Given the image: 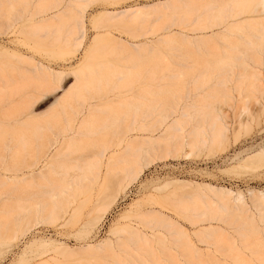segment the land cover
<instances>
[{"label":"bare ground","instance_id":"6f19581e","mask_svg":"<svg viewBox=\"0 0 264 264\" xmlns=\"http://www.w3.org/2000/svg\"><path fill=\"white\" fill-rule=\"evenodd\" d=\"M62 2H38L35 12L30 11L25 20L28 23L33 19L31 24L40 28L55 26L56 32L49 39L54 46L70 40L81 44L87 31L84 16L88 3L75 7L76 0ZM30 3L31 0H23L21 7L16 8L18 3L13 1L9 4L11 9L6 10L7 0H0V27L6 25V17L12 16L15 21L24 17ZM53 7L56 12L50 17L35 18L36 13ZM128 14L138 24L146 21L148 15L162 24L165 20L170 24L193 21L197 25L194 28L200 30L226 25L207 37L182 35L180 51L190 57V63L172 69L165 83L143 86L125 101L119 93L104 98L107 93L101 90L113 77H139L143 70L161 68L158 54L144 48L147 44L120 42V52H127L129 63L125 71L109 64L78 69L76 90L67 92L60 101L61 95L56 96L49 106L57 107L44 117L35 114L31 94L0 116L8 120H0V189L4 188L2 193L8 195L0 202V239L9 236L17 240L44 224L62 227L75 222L84 204L80 196L95 188L101 199L99 210L104 213L112 201L102 198L100 191L105 179L117 172L123 174L125 189L156 160L189 157L204 149L213 153L229 141L232 146L244 141L247 146L234 159L247 173L248 193L200 183L164 195L174 211L192 222H225L230 226V239L217 233L218 228L190 234L169 214L153 208L137 213L140 223L152 229L162 227L169 235L158 232L150 237L138 226L125 223L112 228L113 239L86 243L80 249L98 254L96 264H224L217 251L230 259L226 264H264V132L246 137L264 120V0H159L150 5L148 12L127 7L105 13L108 19ZM16 23L11 26L13 31L19 29ZM62 29H66L64 35ZM175 39L158 38L165 42ZM27 49L32 54L19 57L31 68L18 67L21 70L15 71L14 80L19 78L17 89L26 82L40 90L50 89L54 78L61 81L63 72L36 61L31 44H27ZM8 70L0 67V75L10 73ZM149 93L152 98L147 97ZM95 94L98 99L94 102ZM119 98L120 102H113ZM102 118L105 120L100 150L84 162L71 163L60 157L66 148H84L86 131ZM145 131L161 132L158 136L129 135ZM23 167L29 172H23L21 177L8 174ZM98 220L94 217L85 222L82 232ZM194 237L213 249L204 253ZM40 246L47 250L37 251ZM61 250L62 243L34 236L17 262L52 264L49 261L58 259L56 254L42 257L46 252ZM31 251L35 253L32 255ZM86 261L79 260L77 264L91 263Z\"/></svg>","mask_w":264,"mask_h":264},{"label":"rangeland","instance_id":"374dc122","mask_svg":"<svg viewBox=\"0 0 264 264\" xmlns=\"http://www.w3.org/2000/svg\"><path fill=\"white\" fill-rule=\"evenodd\" d=\"M13 1L18 3L16 8L21 7V2H23V0H7L8 7H6V10L11 9L9 4L13 3ZM41 1L43 0H31L25 16L16 21L12 16L10 18L6 17V21L2 19L6 25L0 27V67L9 69L10 73L13 72V76L11 77L8 72L0 75V116L4 115L10 107L28 98L27 95L31 94L33 98L31 104L35 110V114L38 117H44L57 107L53 105L49 106L56 96L61 95L59 98L60 101L67 92L72 93L76 90L78 80L75 73L78 69H86L87 66L91 65L96 68L100 65L109 64L118 70L125 71L129 63L126 61L127 52H120V42L131 41L133 43L147 44L143 45L144 48L158 54L161 68L155 69L154 71L143 70L139 77H131L128 79L117 76L113 77L110 79L109 84L104 83V89L101 90L103 91L102 93H107L103 95L104 98L119 93L122 96L121 100L125 101L129 97L135 96V92L139 88H143V86L165 83L169 79L172 69H178L181 67V64L190 63V57L183 55L180 51V39L182 35L191 38L207 37L209 35H215L226 25V23H223L214 25L212 28L206 30H200L194 28L197 25L193 21L186 24H170V22L165 20L166 22L164 21L162 24L163 21H156L155 16L147 15L146 21L138 24L130 14L109 19L105 15V13H112L113 11L127 7L131 9L139 7L145 12H148L150 5L159 0H76L74 2L75 7L82 2L88 3L84 16L87 29L86 36L81 44L76 40H70L68 42L62 41L60 45L54 46L49 39L56 32L55 26L40 28V26L31 24L33 19L31 21L27 20L29 21L28 23L25 20L30 11L35 12L36 4ZM55 12L56 8L53 7L45 12L36 13L35 18L38 20L43 17L47 18ZM95 19L96 22L94 23L93 20ZM158 21L161 22V26ZM13 23L20 25L17 31H13L11 28ZM60 32L64 35L66 29H62ZM173 36L176 38L174 41L165 42L163 41L164 39L158 40L159 37H165L166 39ZM27 44H31L34 48L33 54L36 61L49 66L53 71L63 72L61 83L63 89L66 88V90H58L57 94L52 92L51 88L40 90L29 85L28 82L23 84L22 89H17V81H19V78L14 80L15 71L21 70L18 67H21L23 70L31 68L28 62L19 57V54H32L27 49ZM68 73H71V75H68ZM146 76L157 79H147ZM161 76L163 77L162 79H160ZM97 95L92 101H97ZM147 97L152 98L153 95L149 93ZM121 100L119 98V100L113 102L117 103ZM105 107L106 105H101V108ZM0 120L3 123L8 122L7 119ZM104 120L103 118L99 119L86 131V135L84 136V144L86 146L84 148L78 150L66 148L60 157L65 161L76 163L84 162V160L93 156L96 151L101 149L103 142L102 125ZM160 132H131L129 135H133L132 137L158 136ZM256 132H264V120L260 125L255 126L246 137H250L251 134L254 135ZM246 146L247 144L244 141L239 146H232L229 141L228 143L220 145L217 151L213 153H209L207 149H204L202 152H197L189 157H168L163 160H156L146 167L138 178L125 189H122L123 183L125 182V180L122 181L123 174L117 172L114 177L110 176L112 178L105 179L100 191L102 198L112 201L104 213L99 210L101 199H98V189H92L87 194L80 196L79 199L84 200V204L80 209L78 220L75 222L62 227L50 223L44 224L40 225L35 231L28 232L27 235L17 240L9 236L0 239V264H31L30 260H24L22 262H17V260L22 249L34 236L51 239L56 244L62 243L61 251L57 253L49 252V254L46 252V254L44 253L46 256H43L44 254L42 255V258L46 259L50 254H56L55 256L58 259L49 261L52 264H77L79 260L83 261L85 259L88 260L86 262H91L90 264H96L98 260L96 258L99 255L90 253L84 248L80 249L81 246H84L86 243H97L100 239L108 237L113 239L114 234L112 235L111 231L116 226L125 223L133 224L138 226L143 232H146L150 237H154L158 232L169 235L167 230L162 227L152 229L140 223L136 216L137 213L153 208L161 209L169 214L173 220H177L182 228L190 234L200 229L218 228L217 233L221 232L223 236L230 239V226L225 222L220 220L192 222L186 216L174 211L175 207L169 204L167 199L164 200V195L166 193L169 194L174 189L182 192L200 183H211L217 187H225L227 189L239 188L243 192L248 193L249 184L245 181L247 173L236 162L238 159H234L236 154ZM110 154L111 152L108 155ZM242 156L243 154H241L240 158ZM37 170L39 169H35V171ZM23 172H29L28 168L23 167L16 173L8 171V174H17L21 177ZM105 175L106 169L103 168L102 177L104 178ZM255 179L257 180L258 178ZM161 186L164 187L158 189ZM4 190V188L2 190L0 189V202H3L8 196L2 193ZM94 217H99V220L90 225L87 231L82 232L85 222ZM194 241L201 246L206 254L209 250L213 249V247H208L207 244L200 242L198 238L194 237ZM65 247H67V250ZM45 249L47 250L44 246L37 247V251H44ZM33 253L35 252L33 251L32 255ZM27 254L32 256L30 252ZM216 255L220 262L224 264L230 263V259L220 252L217 251Z\"/></svg>","mask_w":264,"mask_h":264},{"label":"snow or ice","instance_id":"6c2138e0","mask_svg":"<svg viewBox=\"0 0 264 264\" xmlns=\"http://www.w3.org/2000/svg\"><path fill=\"white\" fill-rule=\"evenodd\" d=\"M68 75H71V73H68ZM63 85L60 80L54 78L52 85H51V91L58 94V90H62Z\"/></svg>","mask_w":264,"mask_h":264}]
</instances>
